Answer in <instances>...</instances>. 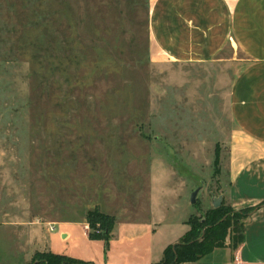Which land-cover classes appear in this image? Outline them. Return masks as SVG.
Segmentation results:
<instances>
[{
    "label": "rangeland",
    "instance_id": "obj_1",
    "mask_svg": "<svg viewBox=\"0 0 264 264\" xmlns=\"http://www.w3.org/2000/svg\"><path fill=\"white\" fill-rule=\"evenodd\" d=\"M150 12L151 0H0V220L147 215L153 182L169 221L223 195L245 62L153 63ZM12 228H0L4 264Z\"/></svg>",
    "mask_w": 264,
    "mask_h": 264
},
{
    "label": "crops",
    "instance_id": "obj_2",
    "mask_svg": "<svg viewBox=\"0 0 264 264\" xmlns=\"http://www.w3.org/2000/svg\"><path fill=\"white\" fill-rule=\"evenodd\" d=\"M149 25L153 63L245 62L229 91L235 126L222 196L237 211L254 210L243 221L238 244L229 241L197 261L180 264H264V0H151ZM228 50L244 57L226 56ZM153 189L154 182L147 215L112 214L116 221L109 243L89 237L87 212L73 220L1 219L0 228L13 226L15 264H31L37 252L47 251L95 264H155L190 230V216L167 220L153 207ZM4 244L0 240L3 253ZM3 259L0 253V264Z\"/></svg>",
    "mask_w": 264,
    "mask_h": 264
},
{
    "label": "trees",
    "instance_id": "obj_3",
    "mask_svg": "<svg viewBox=\"0 0 264 264\" xmlns=\"http://www.w3.org/2000/svg\"><path fill=\"white\" fill-rule=\"evenodd\" d=\"M219 164V154L216 153L215 165ZM198 205L197 203L195 204ZM254 208L235 210L227 205L225 200L221 206L210 208L203 215H191L187 221L190 230L175 244L169 245L164 257L155 264H180L197 261L215 248L223 247L228 230L233 227L238 244L243 238V221ZM204 220H201L203 219ZM235 220V221H233ZM115 217L105 214L99 209L88 211L87 222L89 237L103 239L109 243L115 226ZM31 264H95L91 261L76 259L64 254L50 251L37 252Z\"/></svg>",
    "mask_w": 264,
    "mask_h": 264
},
{
    "label": "water",
    "instance_id": "obj_4",
    "mask_svg": "<svg viewBox=\"0 0 264 264\" xmlns=\"http://www.w3.org/2000/svg\"><path fill=\"white\" fill-rule=\"evenodd\" d=\"M200 190H201V187H199V188H197L196 190L193 191L192 196H191L192 204H196L197 203V195L200 192ZM213 199H214L213 200V207L214 208H217V207L222 205V203H223V196L222 195H220L218 197H215Z\"/></svg>",
    "mask_w": 264,
    "mask_h": 264
}]
</instances>
